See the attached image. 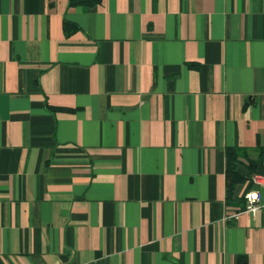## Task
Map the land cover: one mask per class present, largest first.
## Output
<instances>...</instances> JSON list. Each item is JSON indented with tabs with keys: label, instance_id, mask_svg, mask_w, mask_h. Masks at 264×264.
Wrapping results in <instances>:
<instances>
[{
	"label": "crops",
	"instance_id": "1",
	"mask_svg": "<svg viewBox=\"0 0 264 264\" xmlns=\"http://www.w3.org/2000/svg\"><path fill=\"white\" fill-rule=\"evenodd\" d=\"M262 147L264 0H0V264H264Z\"/></svg>",
	"mask_w": 264,
	"mask_h": 264
},
{
	"label": "trees",
	"instance_id": "2",
	"mask_svg": "<svg viewBox=\"0 0 264 264\" xmlns=\"http://www.w3.org/2000/svg\"><path fill=\"white\" fill-rule=\"evenodd\" d=\"M242 157V152L237 148H230L227 151V172L230 177L229 196L234 193L235 185L250 178L252 174L259 172V169L264 170V147L260 148L258 160L249 161V176L243 177L237 172L239 160Z\"/></svg>",
	"mask_w": 264,
	"mask_h": 264
},
{
	"label": "built area",
	"instance_id": "3",
	"mask_svg": "<svg viewBox=\"0 0 264 264\" xmlns=\"http://www.w3.org/2000/svg\"><path fill=\"white\" fill-rule=\"evenodd\" d=\"M251 188L245 194L246 206L245 209L230 215L229 219L238 220L242 214L254 216L259 210L264 209L263 194H264V174L256 173L252 176Z\"/></svg>",
	"mask_w": 264,
	"mask_h": 264
}]
</instances>
